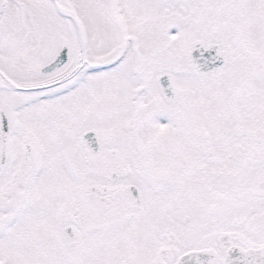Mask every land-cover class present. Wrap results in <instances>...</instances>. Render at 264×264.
Returning <instances> with one entry per match:
<instances>
[{
  "label": "snow or ice",
  "instance_id": "snow-or-ice-1",
  "mask_svg": "<svg viewBox=\"0 0 264 264\" xmlns=\"http://www.w3.org/2000/svg\"><path fill=\"white\" fill-rule=\"evenodd\" d=\"M0 264H264V0H0Z\"/></svg>",
  "mask_w": 264,
  "mask_h": 264
}]
</instances>
